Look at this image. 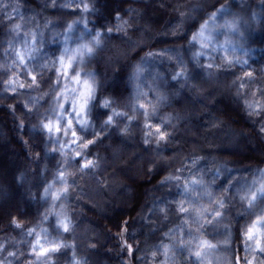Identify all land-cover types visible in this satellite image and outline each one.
Here are the masks:
<instances>
[{
    "label": "clouds",
    "instance_id": "1",
    "mask_svg": "<svg viewBox=\"0 0 264 264\" xmlns=\"http://www.w3.org/2000/svg\"><path fill=\"white\" fill-rule=\"evenodd\" d=\"M0 264H264V0H0Z\"/></svg>",
    "mask_w": 264,
    "mask_h": 264
},
{
    "label": "snow or ice",
    "instance_id": "2",
    "mask_svg": "<svg viewBox=\"0 0 264 264\" xmlns=\"http://www.w3.org/2000/svg\"><path fill=\"white\" fill-rule=\"evenodd\" d=\"M42 251H44V250H42Z\"/></svg>",
    "mask_w": 264,
    "mask_h": 264
}]
</instances>
